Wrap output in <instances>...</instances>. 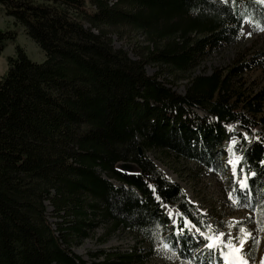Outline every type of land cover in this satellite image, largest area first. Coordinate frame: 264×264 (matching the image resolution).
<instances>
[{
	"label": "trees",
	"instance_id": "1",
	"mask_svg": "<svg viewBox=\"0 0 264 264\" xmlns=\"http://www.w3.org/2000/svg\"><path fill=\"white\" fill-rule=\"evenodd\" d=\"M0 4L46 54L35 62L16 44L0 77V264H131L141 257L101 252L104 260L90 263L72 246L102 222L154 242L171 222L162 205L180 212L170 244L182 256L199 250L185 222L203 231L202 216L146 152L214 169L232 139L227 124L247 134L237 144V199L264 211V85L249 77L264 72V52H239L225 68L191 75L184 94L147 72L159 64L176 78L237 43L261 0ZM113 33H141L146 45L133 57ZM16 38L0 28V55ZM121 162L140 172L119 170Z\"/></svg>",
	"mask_w": 264,
	"mask_h": 264
},
{
	"label": "rangeland",
	"instance_id": "2",
	"mask_svg": "<svg viewBox=\"0 0 264 264\" xmlns=\"http://www.w3.org/2000/svg\"><path fill=\"white\" fill-rule=\"evenodd\" d=\"M262 3L264 5V2ZM247 13L239 41L213 54L195 69L178 74L175 78L169 71H165V66L151 63L147 65V72L152 76L160 75L161 80L168 81L169 86L184 94L191 75L209 74L216 67L225 68L239 52L249 55L257 51L264 52V9L259 4H252ZM0 28L17 31V38L10 41L0 55V77L8 68L7 57L16 54V44H20L35 62L45 61V52L13 17L5 13L1 4ZM112 37L117 48L126 49L133 57H136L137 50L146 45L145 37L141 33H126L122 37L113 33ZM262 57L264 58V55ZM249 77L254 80L255 87L264 85V72L254 70ZM199 112L206 115L203 111ZM225 127L232 134V139L225 143V154L214 169L205 168L195 160L170 158L159 150L146 152L165 178L181 186L188 200L202 216L203 231L191 222H185L188 235L196 239L199 250L182 256L180 248L170 244L168 237L174 232L172 226L178 223L180 212L166 205H162L161 209L171 222L154 242L127 230L113 231L108 224L102 222L99 227L91 230L87 237L74 243L72 250L90 263L103 261L104 256L95 255L106 252L134 253L141 257L135 258L131 264H234L235 256L230 254L229 248L208 247L210 241L206 237L222 232L225 235L219 239L235 247H239L242 237L245 239L239 255L247 260L248 264H264V211L240 202L235 191L237 184L244 186V179L236 172L240 162L237 144L241 137H247V134L238 123L227 124ZM48 219L56 229V223L60 219L54 215L51 206L48 208ZM241 228L250 235L243 236ZM213 250L218 253H214L210 258Z\"/></svg>",
	"mask_w": 264,
	"mask_h": 264
},
{
	"label": "snow or ice",
	"instance_id": "3",
	"mask_svg": "<svg viewBox=\"0 0 264 264\" xmlns=\"http://www.w3.org/2000/svg\"><path fill=\"white\" fill-rule=\"evenodd\" d=\"M261 2H264V0H261ZM230 199H231V195H230ZM241 233L245 237L248 236V235H250L248 233H245L243 228H241ZM224 235L225 234L221 232V233H218L215 236H208V237H206L210 241L208 247L209 248H212V247L229 248L230 249V254L233 255V256H235L234 264H248L247 260L242 259L240 257V255H239V253L241 252V248H242V246H243V244L245 242V239L242 237L239 240V247H235V246L231 245L230 243H225L224 241H222V240L219 239L220 237H223ZM165 247H167V245H165Z\"/></svg>",
	"mask_w": 264,
	"mask_h": 264
},
{
	"label": "water",
	"instance_id": "4",
	"mask_svg": "<svg viewBox=\"0 0 264 264\" xmlns=\"http://www.w3.org/2000/svg\"><path fill=\"white\" fill-rule=\"evenodd\" d=\"M139 152H140V154L143 153V150L141 147L139 148ZM117 168L121 171H125L128 173H134L135 174V173L140 172V169L136 166V164L131 163V162H121L117 165Z\"/></svg>",
	"mask_w": 264,
	"mask_h": 264
}]
</instances>
